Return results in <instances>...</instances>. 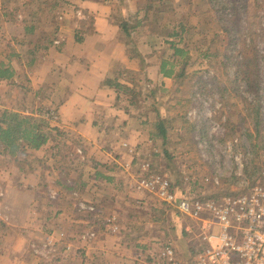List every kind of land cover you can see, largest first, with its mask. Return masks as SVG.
Segmentation results:
<instances>
[{
	"label": "rangeland",
	"instance_id": "1",
	"mask_svg": "<svg viewBox=\"0 0 264 264\" xmlns=\"http://www.w3.org/2000/svg\"><path fill=\"white\" fill-rule=\"evenodd\" d=\"M232 1L236 0H225L227 6L223 8L227 12L221 14L222 9H210L207 0H154L157 18L137 30L129 47L132 54L141 50L152 55L155 67L166 60L167 70L173 68L174 72L180 70L186 59L175 58L167 42H174L188 52L180 92H173L177 85L173 79L167 81L168 87L165 88L158 79L148 84L143 72L128 77L135 88H156L162 96L173 92L170 97L174 101L167 105L170 106L167 111L170 148L175 162L172 168L166 167L161 156L156 157L162 151L161 141L151 140L148 136L150 129L145 130L137 120L131 129L138 128L144 133L133 135L127 132L128 143L139 148L137 155L117 161L101 159L104 164H117L112 171L98 169L104 176L113 178V182L95 179L94 171H91L94 165L91 161L86 163L88 161L81 158L80 145L66 137L60 139L57 148L54 149L56 143L53 144L50 152L26 153L17 159L0 157V168L9 166L14 179L28 175L30 170L41 174L35 185L21 183L23 193L16 191L19 193L13 198L16 204H23L26 216L28 213L32 234L31 237L28 235L29 251L35 260L142 264L140 259H145L148 248L162 241L174 246L182 264H194V258L190 259L186 249L191 242L194 249L203 246L199 229L190 219L182 217L181 220L175 207L162 203L153 195L142 196L143 204L137 202L138 195L131 189L137 174L135 164L149 162L155 173L171 177L174 182L176 175L181 173L186 179L182 189L192 197L195 192L201 195L246 193L251 184L264 175V0H241V12L239 10L236 14L239 18L230 15L232 9L228 4ZM254 22L258 24L253 25ZM239 24L243 26L240 28L244 31L242 34L237 31ZM180 25L187 28L182 39L167 38L173 30L180 34ZM232 38L238 43L230 45ZM242 54L250 58L254 54L258 56L257 66L253 64L259 74L258 89L250 90L243 83L241 73L237 76ZM228 57L230 60H226ZM256 106L261 107L262 121L258 138L255 121L250 117V110ZM46 111L42 110L41 118ZM132 113L138 117V110ZM193 133L194 143L189 139ZM181 136L185 139L182 140ZM233 153L242 155L241 162L235 160ZM131 159L134 165L126 167V160ZM83 164H87L88 171ZM18 168L23 170L22 174ZM246 170H256V174L251 176ZM82 174H85L83 180L80 179ZM191 181H198V186L193 187ZM82 184L87 185L83 187ZM68 187L74 190H67ZM81 202L93 204L97 213L80 211ZM20 214L22 212H18ZM110 215L118 218L117 233L103 224ZM187 227L191 228L190 232L186 231ZM91 230L97 233V237L90 242L83 241L81 236ZM147 244L152 245L148 247ZM68 245L71 249H67ZM154 249L158 251L156 246Z\"/></svg>",
	"mask_w": 264,
	"mask_h": 264
},
{
	"label": "crops",
	"instance_id": "2",
	"mask_svg": "<svg viewBox=\"0 0 264 264\" xmlns=\"http://www.w3.org/2000/svg\"><path fill=\"white\" fill-rule=\"evenodd\" d=\"M144 1L0 0V114L7 110L41 118L42 110L54 112L56 120L47 121L80 145L81 158L91 161L94 172L116 169L117 164L101 159L137 155L139 148L128 143L127 132L142 135L144 130L131 129L139 120L130 112L129 98L117 99L105 81L115 78L131 87L128 77L140 72L150 83L162 81L165 88L172 80L163 77L152 55L129 51L137 32L127 36L121 19L132 24L141 20L144 26ZM52 148L49 143L26 153ZM128 162L126 167L134 165L132 159ZM30 171L14 179L9 166L0 168V264H74L70 259L40 262L30 254L28 213L13 199L16 191L23 193L21 183L39 181L41 174Z\"/></svg>",
	"mask_w": 264,
	"mask_h": 264
},
{
	"label": "trees",
	"instance_id": "3",
	"mask_svg": "<svg viewBox=\"0 0 264 264\" xmlns=\"http://www.w3.org/2000/svg\"><path fill=\"white\" fill-rule=\"evenodd\" d=\"M231 1V0H230ZM154 0H146L143 5V12H144V19L146 22L149 20H152L153 18H157L158 16V10H154L155 6H153ZM208 7L210 6V9H213L214 11H219V8L222 9L220 11L221 14H224L227 12L226 8H223L224 6H227L225 4V0H207ZM228 3V1H227ZM241 4V0H236L235 2L232 1L230 5V8L232 9V14L237 17L236 14L239 13V6ZM156 9V8H155ZM161 12V8L159 9ZM206 11H209L208 9ZM241 12V10H240ZM218 14V12H217ZM220 14V15H221ZM122 24L121 27L123 31H125L127 36H130V33L137 32V30L141 27V20L137 23H130L129 21L125 19H121ZM258 24V22H254L253 25ZM181 27V33L179 34L175 30L171 32L167 38L169 39H182V34L186 32L187 28L184 25H180ZM243 28L241 24H239V28L237 27V31L241 32V34L244 31H241L240 28ZM252 27V26H251ZM228 33H233L229 32ZM168 41V40H167ZM242 43L244 40H240ZM230 45L237 44L238 41H235L233 38L230 40ZM170 43V47L174 52L175 58L177 57H183L186 59V61L189 59L188 52L185 48H181L177 46L174 42H167ZM243 45V44H242ZM252 45L255 48V39H252ZM242 61L239 64V69L237 70V76L239 77V73L242 75V81L245 83L247 88L250 90L258 89V71L255 66H257L258 62V56L254 54L252 58L248 57L246 54H242ZM226 60H230V57H228ZM184 61L182 64V67L178 72H174L173 68H169L167 70V61L163 60L161 64V74L163 77L171 78L173 79L177 85L173 89V92H180V85L182 84V80L186 75V69H187V62ZM254 62V63H253ZM253 64L255 66H253ZM148 84H152L148 82ZM105 85L114 89L117 92V99H119V95H123L125 97L129 98V108L130 112L132 113L133 110H138V120L140 121V125L146 130H148V136L151 140L154 141H161V148L162 151L160 154H156V157L161 156L166 164V167L172 168L175 164L174 162V156L173 152L170 148V136H169V129H170V121L169 116L167 115V111L169 110L170 106H167L170 102L174 101L173 98H171V93L169 96H162L159 94V89H151L150 87L146 86L143 88H138L134 86H127L125 84H122L115 78H110L105 81ZM254 105V104H253ZM252 106V105H251ZM260 111L261 107L256 106L250 110V117L252 120L255 121V128H256V137L258 138L260 135V123L262 122L260 119ZM65 139V134L59 130V128L52 127L50 123L42 118H34L32 116H24L20 113L14 112V111H3L0 114V157L9 156L12 158H18L21 155L26 154L28 150L33 151H39L44 146L48 145L49 143H56L57 148L60 145V139ZM182 140H184V136H181ZM189 139L193 142L194 139V133L189 136ZM194 143V142H193ZM257 147V146H255ZM108 166V165H107ZM97 169V167H95ZM153 169V168H152ZM108 170H112V168L108 167ZM246 173L251 176H254L256 174V170H252L249 172L246 170ZM95 179H102L105 178L108 182H112L111 177L104 176L101 172L95 171L94 172ZM177 179L175 182L170 177V181L172 184V187L174 190H182L184 192H187L185 189H182L184 184V177L180 173L176 175ZM81 179V178H80ZM262 179V176L257 179V181H254V183L251 184L249 187L250 189L260 180ZM190 184L193 187L198 186V181H191ZM67 190H74L72 187H68ZM194 198L200 201H207V200H219L222 197L225 196H237L240 194H232L229 192H221L218 194H212V195H201L195 192ZM242 192L241 194H244ZM247 193V192H246ZM245 193V194H246ZM177 217L181 218L182 216L176 211ZM182 234H185L182 231ZM190 247L188 246L186 249V252H188V256L190 259L196 258V256L202 252L204 246H199L197 249H194L193 242ZM168 243L166 242H156L153 245L156 246L157 250H159L162 246L166 245ZM170 244V243H169ZM173 246V245H172ZM174 247V246H173ZM155 252H157L154 249Z\"/></svg>",
	"mask_w": 264,
	"mask_h": 264
},
{
	"label": "built area",
	"instance_id": "4",
	"mask_svg": "<svg viewBox=\"0 0 264 264\" xmlns=\"http://www.w3.org/2000/svg\"><path fill=\"white\" fill-rule=\"evenodd\" d=\"M42 117L48 121L56 120L54 112L50 111L44 112ZM233 155L237 162H241V154ZM135 165L137 174L131 189L138 195L137 202L143 204L144 196L153 195L162 203L175 207L182 217L193 221L199 229L204 248L194 264H264V175L246 194L200 201L188 192L174 190L168 176L155 173L149 162ZM79 210L97 213L96 207L87 202H81ZM103 224L113 233L119 230L115 215H110ZM186 231L190 232L191 228L187 227ZM81 237L90 242L97 233L91 230ZM67 249H71V245ZM148 249L145 259H140L142 264H182L172 244L162 246L157 252L154 245Z\"/></svg>",
	"mask_w": 264,
	"mask_h": 264
}]
</instances>
